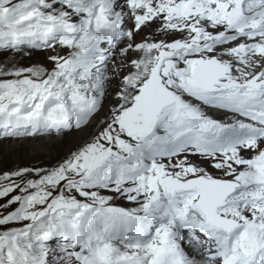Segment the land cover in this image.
<instances>
[{
    "label": "snow or ice",
    "instance_id": "1",
    "mask_svg": "<svg viewBox=\"0 0 264 264\" xmlns=\"http://www.w3.org/2000/svg\"><path fill=\"white\" fill-rule=\"evenodd\" d=\"M0 55V158L97 125L0 174V264H264V0H0Z\"/></svg>",
    "mask_w": 264,
    "mask_h": 264
},
{
    "label": "bare ground",
    "instance_id": "2",
    "mask_svg": "<svg viewBox=\"0 0 264 264\" xmlns=\"http://www.w3.org/2000/svg\"><path fill=\"white\" fill-rule=\"evenodd\" d=\"M129 27H131V25H129ZM157 27H158V22L152 24L153 29ZM145 34H148L147 30H145V32H142L140 35L137 36L136 38L137 41L139 42L141 39H143ZM157 35H159V33H157ZM62 51L64 54H67V49H63ZM7 56L8 58H11L14 56L16 61L22 66H24V64L26 65L28 64L31 66L43 64V66L48 67L49 64H52L48 60L49 55L44 56L37 49L31 50L29 55L21 56L16 53H9L7 54ZM5 58H6L5 55H0V60H4ZM52 66L53 65L49 66V69ZM115 103H117V101L113 98V96H109L105 100L103 111L99 113L96 120H101L102 118H104L109 113V109L111 108V106L114 105ZM218 118H223V117H218ZM96 128H97V125H96V122L94 121V123L90 124L87 127H84L81 129L73 128L71 130L65 131L63 134L59 136H56V135H53L51 137L39 136V137H34V138H23L19 142H9L12 144V148L8 152V154L0 158V174L12 172L18 167L20 168H23V167L44 168V167H50V165L53 167L57 163L63 161L61 159L62 156H60L59 158L55 156L54 150L56 148L59 150L63 146L62 145L63 143L64 144L67 143L70 145L76 144L77 141L79 142L83 141L84 143L85 142L87 143V139H90L92 137V135L96 131ZM17 158L18 160H16ZM18 192L19 190H17V192L13 193L12 195L18 194ZM8 199H10V197L0 199V205H5ZM17 206L18 205H12L11 208L0 209V211L5 212L6 214L7 211H11L15 209ZM16 226L18 227L19 225H16ZM184 235H185L184 246H185L186 251L191 256H194L197 260L202 259V257L199 256L195 251V242L189 245L186 242L188 240L187 233H185ZM198 235H201L200 238L204 239L202 234H198ZM62 246L63 245L61 244H53V241L51 242V247L56 250L57 255H63Z\"/></svg>",
    "mask_w": 264,
    "mask_h": 264
},
{
    "label": "rangeland",
    "instance_id": "3",
    "mask_svg": "<svg viewBox=\"0 0 264 264\" xmlns=\"http://www.w3.org/2000/svg\"><path fill=\"white\" fill-rule=\"evenodd\" d=\"M42 55H44V56H47V55H52L53 54V52L50 50V49H45V50H40V49H37ZM50 52V53H49ZM46 60V59H45ZM42 62V61H41ZM40 65V64H39ZM41 65H43V64H41ZM52 64H49V66H51ZM24 66H31V65H26V64H24ZM49 66L47 67V66H45V67H47V68H49ZM94 123V122H93ZM89 140L90 139H87V142H89ZM70 141V140H69ZM86 143V142H85ZM83 141H81V142H79V141H77V143L76 144H67V143H63L62 145V147L58 150L57 148L54 150V152H55V156L56 157H60V156H62V160H64V159H67L68 157H70L71 156V154H72V152L74 153V152H76L78 149H80L84 144H85ZM72 148H71V147ZM64 148V149H63ZM69 149V150H68ZM57 152V153H56ZM61 153V154H60ZM65 154V155H64ZM57 158V159H58ZM16 160H18V158L16 159ZM58 164V163H57ZM50 167H52L51 165H50ZM50 167H44V168H50ZM30 178H35L34 176L33 177H30ZM117 203H119L120 205H122V206H125V207H128V206H130V205H128L127 204V202H125V201H118ZM200 237H201V235H200ZM53 244H57V243H55V241H53Z\"/></svg>",
    "mask_w": 264,
    "mask_h": 264
}]
</instances>
